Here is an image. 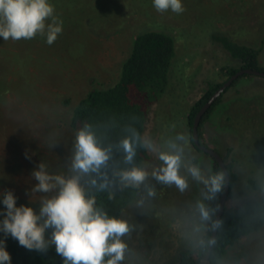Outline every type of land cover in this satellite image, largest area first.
<instances>
[{
    "label": "rangeland",
    "instance_id": "rangeland-1",
    "mask_svg": "<svg viewBox=\"0 0 264 264\" xmlns=\"http://www.w3.org/2000/svg\"><path fill=\"white\" fill-rule=\"evenodd\" d=\"M49 2L63 21V31L52 45L39 34L20 40L0 37V50L5 52L0 51V75L9 85L0 100L5 110L0 112V221L5 218L2 201L8 190L17 197V207H32L37 215L43 199L58 195V187L33 192L38 183L33 172L43 163L49 175H74L71 105L91 87L114 81L134 32L161 29L174 36L176 54L169 85L149 109L145 139L159 151H169L170 141L183 148L180 175L188 188L181 192L155 179L151 173L162 162L149 150L143 165L149 175L119 219L131 227L122 237L128 246L122 264H175L178 251L199 240L203 219L197 205L210 200L205 198L207 187L188 168L196 166L204 177L212 176V157L190 140L187 109L204 82L225 80L221 66H239L209 33L218 29L235 40L260 45L259 62L264 64V8L257 3L261 0H182L181 14L170 9L160 13L153 0H73V6ZM202 132V140L233 161L238 174L227 203L263 195L264 76H241L203 122ZM178 135L185 140H177ZM250 176L259 181V188L248 186ZM80 182L83 186L85 176ZM148 187L154 195H148ZM51 231L46 230V239ZM220 264H264V226L229 246Z\"/></svg>",
    "mask_w": 264,
    "mask_h": 264
},
{
    "label": "trees",
    "instance_id": "trees-1",
    "mask_svg": "<svg viewBox=\"0 0 264 264\" xmlns=\"http://www.w3.org/2000/svg\"><path fill=\"white\" fill-rule=\"evenodd\" d=\"M56 1L62 3V5L70 3L73 6L74 4L73 0ZM247 1L249 2V0ZM257 3L264 8L262 0L261 3ZM209 36L211 40L220 43L239 62V66L223 65L220 67L226 78L240 67L264 70V64L259 62L260 45L254 46L235 40L225 31L218 29L211 30ZM0 51L4 52V50ZM175 54L176 43L171 33L155 28L134 32L130 38L127 54L120 62L118 75L114 81L106 86L91 87L71 105L69 123L73 136L76 138L77 133L85 125H89L90 130L95 134L100 144L104 147L112 146V158L108 162V167L102 169V172H107L109 178L113 181V185L104 190H99L98 186H92L90 179L96 176L95 173L85 175L83 185L86 194L90 198L95 197L96 207L107 212L110 217L119 219L124 208L134 200L139 191V187L121 184L116 173L131 169L134 166L143 168L149 155L148 149L138 145L133 162L127 164L124 162L125 153L118 147L119 142L130 137L132 130L139 133L142 141L146 140L145 129L149 109L165 93L169 85L171 66ZM14 56L17 58L16 55ZM11 57L13 59V56ZM23 59L22 56H19L17 60H20L22 64L25 62ZM243 75L246 74L239 75L229 86L235 84ZM223 81L208 79L204 82L200 95L194 99L187 109L186 123L189 127L190 140L193 145L191 127L194 116L201 105ZM8 86L6 77L0 75V100L8 90ZM222 94L202 115L198 125L200 137L203 122L221 101ZM69 101L68 98L64 99L67 104H69ZM1 111L3 114L5 110L0 109ZM194 146L198 148L196 145ZM223 158L229 174V192L213 239L209 264H220L229 246L238 239L258 231L264 226V194L237 203H227L233 197V187L236 184L238 174L233 169V161L227 160L224 156ZM211 172L212 176L223 173L221 166L213 157ZM247 184L254 189L259 188L260 185L259 181L252 176L248 177ZM223 185L224 182L220 191L205 205L209 211V218L207 220L203 219L201 227L203 232H201L199 240L191 246L181 248L178 251L175 264H196L206 251ZM0 240L5 242L6 250L11 256V264H63V258L56 253L54 245H50L47 252L28 250L21 246L18 240L12 238L11 235L5 238L2 231H0Z\"/></svg>",
    "mask_w": 264,
    "mask_h": 264
},
{
    "label": "clouds",
    "instance_id": "clouds-1",
    "mask_svg": "<svg viewBox=\"0 0 264 264\" xmlns=\"http://www.w3.org/2000/svg\"><path fill=\"white\" fill-rule=\"evenodd\" d=\"M153 6L160 13L169 9L176 14L185 11L182 0H153ZM54 12V5L49 0H0V37L7 41L10 38L32 39L39 34L46 36V43L52 45L63 31V21ZM176 139L184 141L185 137L178 135ZM138 145L158 153L162 166L151 173L155 179L164 184H174L181 192L188 188L186 178L180 175L182 147L170 141L169 151H159L153 142L142 141L139 133L132 130V135L118 145L125 153V163L133 162ZM111 153L112 146L100 144L90 126L85 125L76 135L72 177L49 175L43 163L33 172L38 182L33 192L47 193L59 188L58 195L41 201L38 215L32 207H17L13 191L3 193L6 214L0 221V231L5 238L11 235L21 246L39 252H47L49 246L54 245L56 253L63 258V264H121L128 247L122 237L131 231V227L126 220L110 217L97 208L95 197L90 198L80 182L81 177L95 173L96 176L90 179L92 186H98L99 190L111 187L113 181L107 172H102L108 167ZM188 171L207 187L206 199H212L220 191L223 173L206 178L196 166L189 167ZM116 175L124 186L140 187L149 173L134 166ZM147 191L149 196L155 194L151 187ZM197 208L201 218L207 220L209 211L205 205L198 203ZM48 229L52 230L50 239L45 237ZM0 264H11L4 240H0Z\"/></svg>",
    "mask_w": 264,
    "mask_h": 264
},
{
    "label": "water",
    "instance_id": "water-1",
    "mask_svg": "<svg viewBox=\"0 0 264 264\" xmlns=\"http://www.w3.org/2000/svg\"><path fill=\"white\" fill-rule=\"evenodd\" d=\"M244 73H251V74H257V75L264 76V70L254 69L251 67L239 68L234 73H232L230 76H228V78H226L223 81V83L212 92V94L208 97V99L201 105L199 110L196 112L194 119H193L191 131H192V138H193L194 144L198 148L205 150L211 156H213V158L221 166L223 173H224V179H225L223 189L221 191L220 198H219V201L217 204L216 214H215L214 222H213V227H212L210 237H209V241H208V247L196 264H209L210 263V259H211L210 254H211L213 239H214V236L216 234L220 215L223 211L224 203H225L226 197H227L228 192H229V174H228V170H227V167L225 165L224 159L217 150H215L209 146H206L205 144H202L200 142L199 135H198V125H199V122H200V119H201L203 113L210 107V105L220 95V93L224 90V88L227 87L228 85H230L232 83V81H234L239 75L244 74Z\"/></svg>",
    "mask_w": 264,
    "mask_h": 264
},
{
    "label": "flooded vegetation",
    "instance_id": "flooded-vegetation-1",
    "mask_svg": "<svg viewBox=\"0 0 264 264\" xmlns=\"http://www.w3.org/2000/svg\"><path fill=\"white\" fill-rule=\"evenodd\" d=\"M240 68H241V67H240ZM244 74H251V73H244ZM232 82H233V81H232ZM222 83H223V82H222ZM219 86H220V85H219ZM219 86H218V87H219ZM231 86H232V85H231ZM218 87H217V88H218ZM229 87H230L229 85H228L227 87H225L224 90H225L226 88H227V89H226L225 91L223 90L221 93L224 94V93L228 90ZM221 93H220V94H221ZM211 94H212V93H211ZM223 94H222V95H223ZM221 99H222V97H221ZM215 100H216V99H215ZM210 106H211V105H210ZM207 110H208V109H207ZM204 113H205V112H204ZM204 113H203V114H204ZM209 116H210V115H209ZM200 120H201V119H200ZM201 132H202V127H201ZM202 134H203V132H202ZM191 135H192V131H191ZM198 135H199V133H198ZM192 139H193V138H192ZM199 140H200V142H201L202 144H205L206 146H208L207 143H205V142L202 140V135H201V137L199 136ZM193 143H194V142H193ZM194 145H195V144H194ZM209 147H210V146H209ZM211 148H213V147H211ZM198 149H199V150H202V149H200V148H198ZM213 149H214V148H213ZM215 150H216V149H215ZM202 151H205V150H202ZM205 152H206V151H205ZM207 153H208V152H207ZM219 153H220V152H219ZM208 154H209V153H208ZM220 154H221L222 157H223V156L225 157V155H223L222 153H220ZM210 156H211V155H210ZM211 157H213V156H211ZM223 159H224V158H223ZM224 162H225V161H224Z\"/></svg>",
    "mask_w": 264,
    "mask_h": 264
}]
</instances>
